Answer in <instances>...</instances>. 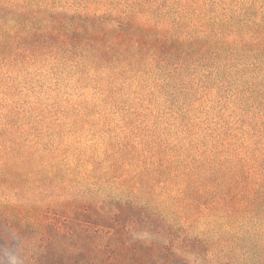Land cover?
Returning a JSON list of instances; mask_svg holds the SVG:
<instances>
[{
  "label": "trees",
  "instance_id": "1",
  "mask_svg": "<svg viewBox=\"0 0 264 264\" xmlns=\"http://www.w3.org/2000/svg\"><path fill=\"white\" fill-rule=\"evenodd\" d=\"M40 1L0 0V193L40 190L0 201L4 264L10 251L24 264H231L251 244L264 264V0H110L102 14ZM32 67L136 84L112 172L127 167L140 191L81 193L75 166L16 149L12 78ZM154 187L202 226L170 221Z\"/></svg>",
  "mask_w": 264,
  "mask_h": 264
},
{
  "label": "rangeland",
  "instance_id": "2",
  "mask_svg": "<svg viewBox=\"0 0 264 264\" xmlns=\"http://www.w3.org/2000/svg\"><path fill=\"white\" fill-rule=\"evenodd\" d=\"M109 1L41 0L37 4L102 14L111 11ZM165 2L167 0H163ZM140 17L146 19V16ZM8 72L0 69V79L6 78ZM12 79L16 81L13 129L20 134L26 133L22 138L17 134L16 149L43 151L45 162L62 159L75 166L81 184L75 185L74 189L84 194L89 190L97 195L125 198L131 192L141 190L137 185L130 191L125 186L124 181L132 176L127 167L118 174L112 172L114 159L120 158L115 154L121 148L125 128H128V109L136 99L134 82L121 80L117 84L109 83V69L80 74L76 70L56 72L47 67L24 68ZM109 90H114V93L110 95ZM1 99L0 95V102ZM9 146L14 147L7 144ZM154 190L164 202L166 209L163 206L161 209L170 221L193 231L202 226V221L189 218L179 203L169 199L168 193L164 196L159 187H154ZM39 191H35L30 183L19 193L12 190L0 193V201H9L14 195L19 201L26 194ZM256 250H259L257 245L251 244L250 256L245 257L247 253L241 251L237 258L232 256L230 263L238 264L239 257L242 264H258L254 257Z\"/></svg>",
  "mask_w": 264,
  "mask_h": 264
},
{
  "label": "clouds",
  "instance_id": "3",
  "mask_svg": "<svg viewBox=\"0 0 264 264\" xmlns=\"http://www.w3.org/2000/svg\"><path fill=\"white\" fill-rule=\"evenodd\" d=\"M7 264H24V257L17 252H6ZM0 264H4V261L0 259Z\"/></svg>",
  "mask_w": 264,
  "mask_h": 264
}]
</instances>
